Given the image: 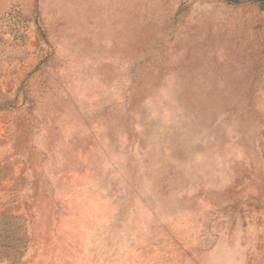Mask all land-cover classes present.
<instances>
[{"label": "rangeland", "instance_id": "obj_1", "mask_svg": "<svg viewBox=\"0 0 264 264\" xmlns=\"http://www.w3.org/2000/svg\"><path fill=\"white\" fill-rule=\"evenodd\" d=\"M0 264H264V0H0Z\"/></svg>", "mask_w": 264, "mask_h": 264}]
</instances>
